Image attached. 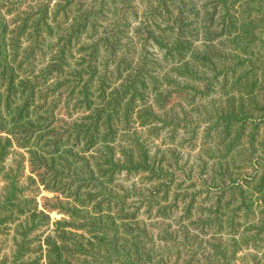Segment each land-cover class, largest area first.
Returning a JSON list of instances; mask_svg holds the SVG:
<instances>
[{"label":"trees","instance_id":"16d2710c","mask_svg":"<svg viewBox=\"0 0 264 264\" xmlns=\"http://www.w3.org/2000/svg\"><path fill=\"white\" fill-rule=\"evenodd\" d=\"M146 1L136 60L123 42L126 12L138 13L133 0H0V239L11 237L0 245V264H167L188 250L197 259L192 264H229L239 245L263 246L264 0ZM150 41L162 53L156 59L146 50ZM215 91L217 103L208 98ZM80 110L85 115L74 118ZM193 110L217 139L204 152L217 158L210 168L201 156L187 169L165 168L150 155L141 128L157 134L158 122L189 127ZM57 119L63 126L51 129ZM65 135L88 150L106 148L97 157L100 173L88 164L75 172L58 161ZM123 170L164 181L143 198L149 215L153 207L168 215L158 193L179 177L180 184L200 187L199 194L214 188L209 211L223 214L191 222L200 231L216 222L220 242H207L211 250L203 257L179 240L159 252L141 246L146 228L117 220L142 219L141 206L130 209L127 191L106 190ZM84 187L95 194L82 198ZM42 188L54 195L39 200ZM175 196L193 197L182 214L190 219L199 196ZM95 198L93 211L80 206ZM55 211L68 218L53 220ZM243 220L247 232L235 237Z\"/></svg>","mask_w":264,"mask_h":264},{"label":"rangeland","instance_id":"374dc122","mask_svg":"<svg viewBox=\"0 0 264 264\" xmlns=\"http://www.w3.org/2000/svg\"><path fill=\"white\" fill-rule=\"evenodd\" d=\"M134 4L137 8L138 13L135 14L131 10L127 11L125 16L127 19V23L125 26V32L123 35V42L127 44L130 47L131 54L135 57V59H139L141 56V52L143 50V39L137 35L136 27L140 25V23L144 20L143 11L148 6V3L146 0H133ZM193 2V0H190V3ZM51 40V39H50ZM147 45L146 50H148L149 54H152V59H156L157 57L161 56L162 53L159 52L158 47L150 41ZM77 50V48H76ZM161 72V76L163 75L162 72L164 71H158V73ZM164 86H167V83H164ZM219 93L215 91V93L210 94L208 98H213L215 103L219 101ZM204 99V98H203ZM205 100V99H204ZM174 101L171 103L173 104ZM206 103V102H205ZM211 104L208 103V109H210ZM191 106H189L190 108ZM178 111V110H177ZM180 111V110H179ZM178 111V112H179ZM82 110L80 111H74V118L80 119V117L84 116ZM192 116V122L190 123L189 127H185L184 125L174 127V125H164L162 122L154 123V126L159 128V133L150 134L151 127H144L141 128V138L146 143V146L149 150V153L151 156L155 157V159H163L162 166L165 168H174L175 166H182L183 165L185 169L189 168L191 166V163L194 160H196V157H203L207 159V162L209 164H214L217 157H214L210 155L209 153H205L204 149L206 150H212L216 146L217 139L210 135V137L207 136V132L209 130V124L204 121L203 119H200L199 116H201L200 112H196V110H193L190 114ZM64 118V114L62 115ZM60 118V116H59ZM177 118V117H176ZM69 122H71L69 120ZM61 126L63 124L58 121V119L51 125V129L60 130ZM139 126V125H137ZM153 130V129H152ZM214 139V142L212 139ZM205 140H207L205 142ZM79 140H77L72 135H65L60 142L61 149L60 152L57 154L61 157H57L58 161H61L62 163H69L70 168L73 171H82L83 168L88 164V166L91 168L93 172L97 175L100 173V169L98 166L99 157L100 154H102L103 151H106V148L103 145H99L93 149H86V147L83 145V143H78ZM205 142V143H204ZM203 153V156L200 155ZM182 156L179 159H176L178 156ZM52 157V155H51ZM174 157L176 160H178V164L174 163ZM211 157V158H209ZM188 158L190 161H188ZM88 161V162H87ZM8 166H10V162H7ZM208 168V171H209ZM242 170L241 175L239 176V180H241L244 177ZM66 172V171H65ZM210 173L212 171H209ZM206 173V175L209 174ZM84 174V173H83ZM178 175V174H177ZM198 173L196 172L194 174V177L197 178ZM206 175H203V178H208ZM210 178V177H209ZM211 180V179H210ZM180 177L172 183L171 186H167L165 188H162L159 191V199L160 205L169 207L167 210V216H160L158 212H156V207H153V213L151 215L148 214V206L147 202L143 200V198L153 195V190H155L158 186L164 183L163 180H156L154 178H150L149 174L147 173H130L126 170L115 172V179L114 181L106 184L107 188L106 190H109L111 192H122L127 191L129 193V197L127 199L128 204L130 206V209L132 208L131 205L134 206H141L140 209V215L142 219L130 221L128 219H121L119 216L117 217L118 222H121L122 220L125 222H129L132 225L135 226L138 225L139 227H145L146 231H144L143 235H138L139 238V244L141 246H144L146 249H151L158 252L161 249H164L165 247L169 246L171 243H173V240H179L181 243L185 242L188 246H196L198 250L199 256L203 257L206 256L208 251L211 250V246L208 243H217L220 242V240H216V238H220V234L217 233V230L215 229L216 222H211V226L208 225L206 229L207 231H200V227H198L197 224H193L191 219L195 218H202L203 221L206 219L212 217V216H221L223 213H213L209 211V208H213V199L212 195L215 194V189L206 190V193L199 194L200 187H192L189 186L188 183L180 184ZM3 180L0 179V191L2 189ZM40 195L39 200L42 195H49L53 196V193L47 192L45 190L40 189ZM82 198L83 193L86 192L87 194H95V191L91 190L90 188H83L82 189ZM181 193L184 194H192L195 193L197 196H199L197 199L199 200L196 205H194V208L191 210L192 217L189 219L186 217V215H182L185 213L187 207H188V201L193 197H187L186 200H183L182 198L178 199L176 198V194ZM199 194V195H198ZM191 196V195H189ZM63 197V196H62ZM86 198V197H85ZM98 200V198L89 200V203L85 202L83 205L80 204V206H85L86 204L90 210H94L95 201ZM143 203V204H142ZM111 208V207H110ZM158 208V207H157ZM114 209V206H113ZM203 209V210H200ZM222 212V211H221ZM117 214V213H114ZM202 215V217H200ZM51 216L54 219L59 218H68L67 216L58 213V212H52ZM146 216V217H145ZM226 214L222 216V220L225 224L223 226L225 227V231H223V239H226L227 244H229V247L227 249L228 256L231 255L232 251V242L231 240L232 235H228L230 232V225L227 223ZM181 217L185 218V221L182 220ZM239 220V219H238ZM136 221V222H135ZM182 221L183 223H180ZM207 221V220H206ZM242 225L240 226V234L235 237H243V235L247 232L248 224L244 223V220L242 221ZM218 223V222H217ZM205 224V223H204ZM215 224V226H214ZM183 225H185L183 227ZM183 228H185L191 235L199 234L198 238H189L185 239L186 237L183 235ZM218 228V227H217ZM229 228V229H228ZM164 229L167 230V233H163ZM222 229L218 228V231H221ZM138 231V230H137ZM137 231H134V233H137ZM146 233V234H145ZM242 233V235H241ZM12 234V233H11ZM168 234V235H167ZM127 236V235H126ZM11 237H8L7 235L3 236L2 239H0V245L5 248L6 245H3L4 242L6 244H11V242L8 240ZM208 242V243H207ZM153 247V248H151ZM155 248V249H154ZM239 252L235 255V258L229 262V264H264V244L261 245L260 249H255L252 247H247L244 244H241L238 246ZM10 247H6V252L10 251ZM194 251H186L184 254H182L180 257H177V255H174L171 261H168L167 264H192L193 262H196L197 259L193 255ZM155 256H157L155 254ZM159 257V256H158Z\"/></svg>","mask_w":264,"mask_h":264}]
</instances>
